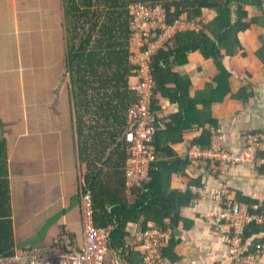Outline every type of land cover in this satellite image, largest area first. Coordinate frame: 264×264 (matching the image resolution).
I'll return each mask as SVG.
<instances>
[{
	"label": "crops",
	"instance_id": "obj_1",
	"mask_svg": "<svg viewBox=\"0 0 264 264\" xmlns=\"http://www.w3.org/2000/svg\"><path fill=\"white\" fill-rule=\"evenodd\" d=\"M247 11L246 19L256 20L239 32L235 41L224 43L221 66L199 50L172 63V72L188 83L186 107L174 83L167 85L166 95L158 93L155 98L157 117L165 124L178 114L184 119L206 116L204 127L211 132L210 147L221 137L223 146L233 153L242 150L246 134L264 131V14L255 6ZM215 16V11L205 9L203 22ZM191 23L183 30L200 29V23ZM65 34L63 0H0V139L6 144L16 254L33 249L49 251L57 247L63 235L69 238L70 249H78L83 242L80 194L89 172L86 166L95 159L92 170L102 177L121 170L117 166L119 154L114 151L120 138H104L101 129L96 138L77 136ZM128 83L131 89L136 78L130 77ZM82 118L88 123V115ZM204 127L194 124L161 137V144L170 146L171 158L177 163V170L166 183L168 194L181 204L180 219L170 228V264L234 261L224 242L229 227L210 217L217 204L209 197L195 195L191 185L213 194L219 190L224 173L238 202L248 207L264 206V165L257 169L235 165L223 171L211 160L191 164L192 142L201 137ZM168 138L181 140L171 142ZM81 145L88 161H81ZM187 195L188 203H181ZM127 200L131 204L134 197L127 195ZM146 225L143 230L140 221L128 222L123 247H108L103 264H146L137 234L157 228L151 221ZM262 242L264 228L244 238L243 253H256ZM252 246L256 249L250 252ZM259 264H264L263 256Z\"/></svg>",
	"mask_w": 264,
	"mask_h": 264
},
{
	"label": "trees",
	"instance_id": "obj_2",
	"mask_svg": "<svg viewBox=\"0 0 264 264\" xmlns=\"http://www.w3.org/2000/svg\"><path fill=\"white\" fill-rule=\"evenodd\" d=\"M136 4L162 6L167 12L166 25H172L183 18H187L189 22L200 23L198 31H178L153 55L151 62L157 83L155 98L158 93L166 95L169 91L167 85L174 83L176 92H181L180 95L183 96L181 102L184 107L189 104L188 98L186 99L188 83L172 72V63L185 57L188 52L199 50L205 57L212 58L221 66V49L224 43L231 39L235 41L237 34L248 29L250 23L256 20L246 19L247 8L255 6L262 9L264 14L263 0H63L66 70L74 99L77 136L96 138L101 129L100 133H104V138H120L114 151L119 154L120 164L117 166L121 170L116 169L113 175L102 177L99 172L92 170L96 165L95 159H91L86 166L89 172L85 175L81 188L82 191L87 189L90 192L95 226L109 228L108 247L113 249L123 247L122 241L126 235L124 229L128 222L140 221L144 230L151 221L155 227L164 231L177 224L180 219L178 206L181 204L175 200L176 196L168 194L166 186L173 171L177 170V163L171 158L170 146L161 144V137L174 134V129L177 131L194 124L204 127L207 120L206 116L184 119V115L178 114L166 122V130L158 132L155 137L158 161L153 164L151 179L131 191L134 201L130 204L122 166L126 160L124 133L128 127L127 113L136 102V94L128 83L130 77L137 76L136 68L129 61L133 46L130 41V12ZM234 6H237L236 10ZM205 9L216 12V16L207 23L203 22ZM155 98L153 109L156 111ZM82 115H88V123ZM100 120L103 122L100 123ZM84 128L88 135L86 137ZM168 139L171 142L181 140ZM210 142L211 132L204 127L201 137L196 138L192 145L209 148ZM81 149L82 158V145ZM81 161H88V158L86 160L83 157ZM7 177L6 144L4 139H0V261L16 255ZM186 198L181 203L187 204L188 195ZM263 212L264 206L258 210V213ZM261 228L264 227L252 223L246 228L244 236L247 239ZM170 243L162 250L163 258L167 261L170 257V246L173 245ZM251 248L250 252L256 246Z\"/></svg>",
	"mask_w": 264,
	"mask_h": 264
},
{
	"label": "built area",
	"instance_id": "obj_3",
	"mask_svg": "<svg viewBox=\"0 0 264 264\" xmlns=\"http://www.w3.org/2000/svg\"><path fill=\"white\" fill-rule=\"evenodd\" d=\"M130 16V41L133 46L129 61L136 68L137 76L136 83L131 87L136 94V102L128 110V127L124 133V176L128 195H131L134 188L150 181L153 164L158 161L155 137L158 132L166 130L165 122L158 119L153 109L157 83L151 68L152 57L171 38L172 33L189 28L193 24L182 19L176 20L172 25H166V9L159 5L149 7L136 4L131 8ZM243 140V148L238 153L226 149L221 137L215 138L209 148L195 144L189 151L191 164L211 160L219 163L223 171L235 165L260 168L264 165V131L246 134ZM189 188L198 197H209L217 204L218 209L210 217L229 227L230 232L224 242L234 257L232 264H259L261 257H264V244L251 255L243 253V245L245 231L250 224L264 226V215L258 213L260 206L248 207L238 202L227 185L224 173L221 175L219 190L213 194L196 185ZM197 201L198 198H195L193 202ZM80 203L83 242L78 249H70L69 238L63 235L57 240L56 248L49 251L33 249L3 259L1 264H103L109 244V228L95 226L89 190H81ZM171 238V229L164 231L153 228L137 234L136 241L143 250L146 264H170L163 258L162 250Z\"/></svg>",
	"mask_w": 264,
	"mask_h": 264
}]
</instances>
